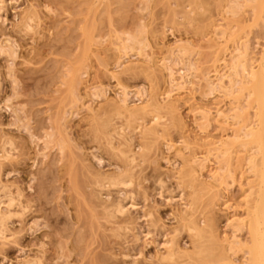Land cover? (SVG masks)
<instances>
[{"label": "rangeland", "instance_id": "rangeland-1", "mask_svg": "<svg viewBox=\"0 0 264 264\" xmlns=\"http://www.w3.org/2000/svg\"><path fill=\"white\" fill-rule=\"evenodd\" d=\"M260 2L2 0L0 156L11 151L0 158V190L6 186L16 205L15 211L1 207L10 218L0 264L32 257L41 264H131L139 251L135 264H217L224 240L248 239L247 228L235 230L253 180L246 165L252 153L239 143L254 101L247 86L234 85L241 77L232 67L246 53L258 69ZM149 124L157 131L150 127L142 136ZM120 150L135 157L132 165ZM125 170L133 182L125 194H133L139 210L114 217L110 206L124 198V189L103 188L100 181ZM195 176L204 183L198 198ZM178 186L183 202H194L188 217L201 229L210 226L198 241L208 255L200 260L177 218L181 208L165 201ZM141 209L155 220L146 241L142 231L152 220H136ZM159 232L175 236L188 256L157 262L152 242Z\"/></svg>", "mask_w": 264, "mask_h": 264}, {"label": "bare ground", "instance_id": "bare-ground-1", "mask_svg": "<svg viewBox=\"0 0 264 264\" xmlns=\"http://www.w3.org/2000/svg\"><path fill=\"white\" fill-rule=\"evenodd\" d=\"M260 3H264V0H261ZM260 3H259V5H260ZM1 5H3L2 4V0H0V11L2 10L1 8H3ZM261 5H260V7H261ZM259 12L257 11L256 13H259ZM256 15H258V14H256ZM259 17L261 19V23H264V10L262 11L261 16L259 14ZM26 23L27 24L25 25L26 26L25 28H27V29L31 28V26H27L29 24V22H26ZM29 31H31V30H28V32ZM262 50H263V52L260 54L261 58L259 57L260 60L258 62L259 65H258V69L257 70H254L255 68L254 69L251 68L250 65L248 64L247 59H246V57H247L246 53L243 55V57L241 59H238V60L236 59L237 61L234 63V65L232 67L233 75H235L237 77L238 76L241 77L239 81H236V83H234V85L237 84V83H241V84H244L245 86H247L246 87L247 89L244 90V91H247L248 97H251L252 96L253 97V101H254V115H253L252 118H250L249 124H248V126H246V128L247 127H249V128L246 129L243 132V135L241 137V139H242L241 140V143H239L244 148L247 149L248 153H252V154H248V156L246 158L247 159L246 160L247 161V164L246 165H247L248 173L253 177V180L249 183V193L247 195V201H245L246 202V205L245 206L247 208L246 207L244 208L246 210V212H244V213H245L246 216L244 218L238 219V224H237L238 225V228L235 230L236 232H240V231H243L245 228H247V230H245V231L247 232L246 235H248V239L246 238L245 240H241L237 236H233L231 238V241L224 240L223 242L226 243L227 246H225L224 244H222L221 246H223V248L226 251L223 249V251H225V253H223V256H222L221 260H219L221 263L220 262H217V264H264V48ZM244 87H242V88L244 89ZM142 109H144V108H142ZM137 111H139V109ZM144 115H147V114H144ZM157 115L158 114H156L154 112V114H152V119L150 120V121H152V124L151 125H153L154 127H155V125L158 124L157 122H158V119L160 118ZM133 118L134 117L132 115V122H134L133 121ZM134 120H135V118H134ZM246 120H247V118H246ZM244 121H245V119H244ZM129 122H131V121H129ZM242 123H243V120H242ZM151 125L150 124L147 125L148 127L145 126L146 129H144L145 127H143V130H145V132H144V134L141 132L143 135L141 133H140V135L145 136L146 134H148L149 133L148 131L150 130L149 128L150 127L152 128ZM102 127L105 129V127H107V126L102 125ZM153 128L150 131H157V130H154ZM147 129H148V131H147ZM153 133H151V134H153ZM119 135L122 136V134H119ZM129 137L131 138L130 135H129ZM3 143H4V141H3ZM109 143H111V141H109L108 144ZM127 143L129 144V141ZM9 145H12L11 142L9 143V141H8V142L5 143V146H9ZM109 145H111V144H109ZM5 146L3 144L2 147L5 148ZM121 147H122V145H121ZM4 148H3V150H5ZM1 150H0V152H2ZM4 152H6V151H3V153ZM9 152H6L8 156H9ZM219 152L222 155H224L226 152H228V146H227V143L226 142H223L221 148L219 149ZM120 153H121V156H122V157H120V159L122 158V160H123V158H124V161L126 160V162L128 163V166H130L129 164L132 165L134 163V161H135L134 158L135 157H129L128 156V153L130 154L129 151L126 152L127 154L124 153L123 151H121ZM5 155L6 154H3L2 156H0V158L2 159V158H5V157H8V156H5ZM142 157H144V156H142ZM3 160H5V159H3ZM121 172L124 173V171H121ZM132 172L133 171H131V173ZM129 176H128V173L126 174V170H125V173L124 174L121 173L120 175H118L117 178L116 177L113 178V177L109 176L110 179L108 177L107 180L100 181V182H103V183H100V184H102L101 186H103V188L106 186V188L107 187L108 188L109 187H115V188L116 187H120V189H122V190L124 189V193L122 191L123 195H125V196H123L124 198L122 197L123 199L121 201L119 200L120 202H118L117 200H115L116 204L113 203V205L111 204L112 206H110V208L111 207H114V209L111 208L113 210V212H112V210L109 211L110 214L112 213L111 215L114 216V217H116V215H118V216H125L126 214L128 215V212L130 211V209H133V208L134 209H137L138 208V207L136 208V203L134 201L135 198H133V196H132L133 194L130 195L129 192H128L129 194H127V193L125 194L126 189L129 188L133 184V182L131 181L132 178H130ZM111 178H113V179H111ZM192 179H193L192 180L193 182L191 181V183L192 184H196L195 186L192 185L194 187V189H196L197 187L198 188H201L204 185L203 182H200V181L197 180V177L196 176L195 177H192ZM99 180H102V179H99ZM94 181H95V179H94ZM96 182L97 181H95L94 184H97L98 183V182L97 183ZM78 183H80V182H78ZM97 186L100 187V188H102L101 186H99V184H97ZM3 187H5V188H3L2 190H0L1 191L0 193L3 194L2 196H0V240L4 239V235H5L4 232L6 230V228L4 227L5 221L8 218H10L9 217V211L6 212V210L7 209H10L14 205H16L15 199L12 198L13 197V194H12V196L10 195L11 193L8 194L7 193L8 189H7V191L4 190L7 187L6 186H3ZM156 187H157L156 188V191H157L156 194L158 196H162V193H161L162 182H159ZM179 187L180 186H178V189H177L176 193H174L175 195H173V194L168 195L167 194V196H165V198H166L165 201L166 202L174 201V202L177 203V204L176 203L175 204L181 208V211L179 213L177 212L178 213L177 214L178 215L177 218H179L180 222L182 223L183 229H185L186 232H188V233L191 234V235L190 234L189 235L192 238L191 239L192 240V244H194L193 245V248H195V250L196 249L198 250V252H196V253L194 252V254H197L198 253L199 255H197L198 256L197 258L200 260V258L204 257V255L206 254V252L204 254L203 251H202V249H201V247H200V242L202 240L200 242H198V241L201 238H203V236H204L205 233H207L209 231L208 229H210V226H207V227L205 226V227H202V229H201L200 226H199V224H197V222L195 220L191 219L193 217H188V216L192 215V212L191 211H192V208H193V205H194V202L193 201H195V200L192 201L193 203H191V202H185V201L183 202V200H184L183 190L181 188H179ZM198 188L196 190H193L195 192H192V194H194L195 196H197V195L199 196V189ZM143 193H145V191ZM143 195H144L143 196L144 200H143V198H142V200L145 201L146 200L145 199V194H143ZM198 196H197V198H198ZM17 198H19V197H17ZM194 198H196V197L193 196V199ZM17 201H19V200L17 199ZM18 204H19V202H18ZM2 206H4V209L7 208L5 210L6 213L3 212L4 210L2 211V209H1ZM18 206H20V205H18ZM22 207H24V205ZM107 208L109 209V207H107ZM12 210H14V209H12ZM138 210H139V208H138ZM140 211H141V215L136 220H138V219L141 220L142 219V220H146V222L152 220L153 216H152V213L151 212H144L143 209H141ZM188 213H191V214H188ZM108 214H107V216L109 217L110 215H108ZM111 218L112 217H110V219ZM125 219H126V217H125ZM129 220H130V218L128 219V221ZM154 221L152 220L151 221L152 223L149 222L148 225H147V228L144 231H142V236L145 239V241H146V239H148V237L150 235V232L148 231V227L150 228V224H151V226H153L154 223H155ZM129 222H128V224H131ZM126 224H127V222H126ZM124 225H125V223H124ZM127 226H131V225H127ZM204 228H206V229L204 230ZM124 230H125V227H124ZM126 230H128V229H126ZM131 231H132V229H131ZM126 232H125V234H127ZM233 233H235V232H233ZM115 237H117V236H115ZM119 237H120V235H119ZM137 237L138 236H135V238H137ZM173 237H174V239H173ZM156 238H155L156 240L153 239L154 241L152 242L154 244V248H155V254H154V257L153 258L157 262H159V263H171V262H173V259L176 258L177 256L178 257L179 256H184L185 257V255L188 253V252L186 253V251L181 250V248L179 249L178 246H176L177 244H175L176 242H174L175 236H172V238H170V237L167 236V234H165V233L162 232ZM137 240H138V238H137ZM219 242L221 243V241H219ZM195 244L197 245L198 248H200V251H199L198 248H196ZM198 244H199V246H198ZM201 251H202V253H201ZM234 251L241 252L242 255L240 257L235 258L234 257V254L231 255V254L228 253V252H234ZM200 254H204V255H201V257H200ZM140 255H141L140 251L137 252L134 255L135 257L134 258L132 257L133 260L130 259L132 261L131 264H135L136 258L138 256H140ZM186 256H188V255H186ZM207 256L208 255H205V257H207ZM35 258H36V256H35ZM182 259H183V257H182ZM23 264H41V263H40V260H35V259L33 260V257H32V259L30 261H26ZM179 264H181V263H179ZM183 264H185V263H183ZM186 264H189V263L186 261ZM193 264H195V263H193ZM196 264H200V262H198Z\"/></svg>", "mask_w": 264, "mask_h": 264}]
</instances>
